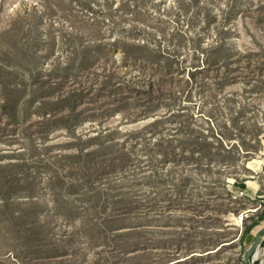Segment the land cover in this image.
I'll return each mask as SVG.
<instances>
[{
	"label": "rangeland",
	"instance_id": "rangeland-1",
	"mask_svg": "<svg viewBox=\"0 0 264 264\" xmlns=\"http://www.w3.org/2000/svg\"><path fill=\"white\" fill-rule=\"evenodd\" d=\"M261 195L264 0H0V264H242Z\"/></svg>",
	"mask_w": 264,
	"mask_h": 264
},
{
	"label": "trees",
	"instance_id": "trees-1",
	"mask_svg": "<svg viewBox=\"0 0 264 264\" xmlns=\"http://www.w3.org/2000/svg\"><path fill=\"white\" fill-rule=\"evenodd\" d=\"M219 41L215 42V46H211L209 48V51H205L206 52V55H205V52H201L202 53V56L205 57V64H208L209 67L210 65H215L217 64L219 61H221L216 55V51L219 52V50H222V44H219L218 43ZM196 67H199V66H196ZM194 67V68H196ZM236 190H232L233 193H236V191L238 192L239 190L237 188H235ZM264 221V205H263V210L261 211V213L259 215H256L252 218L251 222L249 225L245 226L243 228V230L240 232L239 236H238V242H239V245L241 247V252L243 254H246L245 253V248H244V245L251 242V240L253 239V235H252V231L258 227L262 222ZM244 264V262L242 263ZM254 264H259L258 261H255Z\"/></svg>",
	"mask_w": 264,
	"mask_h": 264
},
{
	"label": "water",
	"instance_id": "water-1",
	"mask_svg": "<svg viewBox=\"0 0 264 264\" xmlns=\"http://www.w3.org/2000/svg\"><path fill=\"white\" fill-rule=\"evenodd\" d=\"M264 238V229L260 230L254 239V243L243 258L244 264H253L254 256L256 255L261 242Z\"/></svg>",
	"mask_w": 264,
	"mask_h": 264
},
{
	"label": "crops",
	"instance_id": "crops-1",
	"mask_svg": "<svg viewBox=\"0 0 264 264\" xmlns=\"http://www.w3.org/2000/svg\"><path fill=\"white\" fill-rule=\"evenodd\" d=\"M250 185H253L254 186V184L253 183H250ZM249 189H251V186L249 187V186H247ZM256 190H257V187H256V189L253 191L252 190V192L251 191H249V190H243L242 192H245V195H251V196H254V194H255V192H256ZM257 197H261L260 199H262V200H259L261 203H263V205H264V195H261V196H257ZM253 232V231H252ZM253 235V234H252Z\"/></svg>",
	"mask_w": 264,
	"mask_h": 264
},
{
	"label": "bare ground",
	"instance_id": "bare-ground-1",
	"mask_svg": "<svg viewBox=\"0 0 264 264\" xmlns=\"http://www.w3.org/2000/svg\"><path fill=\"white\" fill-rule=\"evenodd\" d=\"M250 183H251V182H248L247 184H250ZM245 184H246V183H245ZM258 252H259V249H258L256 255L254 256L253 264H254L255 261H258V258H257V254H258Z\"/></svg>",
	"mask_w": 264,
	"mask_h": 264
},
{
	"label": "built area",
	"instance_id": "built-area-1",
	"mask_svg": "<svg viewBox=\"0 0 264 264\" xmlns=\"http://www.w3.org/2000/svg\"><path fill=\"white\" fill-rule=\"evenodd\" d=\"M240 194L242 195L243 193H242V192H240Z\"/></svg>",
	"mask_w": 264,
	"mask_h": 264
}]
</instances>
